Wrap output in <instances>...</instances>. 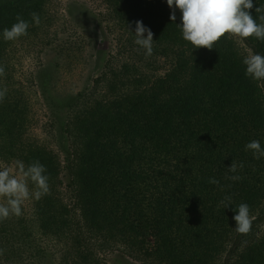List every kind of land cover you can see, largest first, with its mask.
Segmentation results:
<instances>
[{
  "label": "trees",
  "instance_id": "16d2710c",
  "mask_svg": "<svg viewBox=\"0 0 264 264\" xmlns=\"http://www.w3.org/2000/svg\"><path fill=\"white\" fill-rule=\"evenodd\" d=\"M104 1L105 20L128 37L92 88L61 107L49 95L45 70L37 75L51 126L67 143L61 152L71 205L57 187L58 155L20 142L13 125L23 120L24 107L8 92L0 102V157L26 167L39 161L50 188L35 200L32 217L0 221V264H108L109 245L144 250L148 239L152 246L144 251L154 264H264V234H253L264 223V158L246 150L253 140L264 149V81L245 75L244 56L231 38L212 50L194 49L178 27L181 12L175 9V22L170 19L174 6L167 0ZM252 2L249 13L259 23L256 8L264 0ZM48 3L0 0V89L11 80L5 62L12 41L4 40V29L19 14L30 25L28 34L35 33L49 22ZM137 21L153 33L147 58L134 43ZM243 44L264 56V41L250 37ZM125 51L131 54L117 61ZM158 58L168 65L162 76L149 71L158 70ZM61 108L65 123L58 122ZM232 162L244 166L231 173ZM232 175L242 179H228ZM225 197L231 198L228 208L220 203ZM241 203L254 217L246 235L235 231L233 219Z\"/></svg>",
  "mask_w": 264,
  "mask_h": 264
},
{
  "label": "rangeland",
  "instance_id": "374dc122",
  "mask_svg": "<svg viewBox=\"0 0 264 264\" xmlns=\"http://www.w3.org/2000/svg\"><path fill=\"white\" fill-rule=\"evenodd\" d=\"M71 7L75 8L74 15L69 13ZM46 11L49 22L43 24L35 33L10 42L7 47L5 63L10 69L11 80L6 88L11 95L10 100H17L24 107L23 120L13 125L19 128V132L15 129L14 135L19 136L20 142L25 145H39L58 155L62 171L58 176L61 185L57 187L64 202L71 205L73 200L67 190L68 179L63 169L64 156L61 152L62 149L66 151L67 143L56 136V127L51 126L50 113L45 105L37 75L45 70L49 95L63 107L71 95L92 88L93 79L100 74L104 64L111 59L110 56H117L128 34L105 20L108 6L104 0H49ZM81 12L86 14L81 16ZM233 40L244 58L252 54L243 43ZM130 54L125 51L117 61L125 60ZM157 61L158 70L149 71L162 76L168 65L162 58ZM59 112L58 122L65 123L66 110L61 108ZM5 165L14 166V161L7 162L0 157V170ZM29 189L33 190L30 185ZM34 205V198L26 201L21 206L22 214L32 217ZM253 232L256 236L264 234V223L255 227ZM38 237L45 245H53L46 238L40 235ZM151 244L152 239H148L144 248L151 247ZM144 250L111 244L106 248L104 257L108 264H154ZM227 257L225 253L222 260Z\"/></svg>",
  "mask_w": 264,
  "mask_h": 264
},
{
  "label": "clouds",
  "instance_id": "9594fccd",
  "mask_svg": "<svg viewBox=\"0 0 264 264\" xmlns=\"http://www.w3.org/2000/svg\"><path fill=\"white\" fill-rule=\"evenodd\" d=\"M167 5L173 12L170 19L175 22V9L181 14L182 24L178 26L182 37L189 42L194 49L206 48L212 50L214 45L221 38L228 37L243 43L246 39L254 37L264 41V6L256 8L259 14L258 19L250 15L249 10L253 8L252 0H167ZM31 20L36 26L40 24V17L37 13L30 14ZM16 23L11 28H5L3 38L5 41H15L28 34L30 27L28 21L21 15L16 16ZM145 33H147L145 37ZM153 33L137 21L135 26L134 43L144 50L145 57L153 54ZM246 66L245 75L255 81H264V56L260 54H249L244 58ZM5 75L3 66H0V76ZM7 94V88L0 89V102ZM246 150H251L255 159L264 158V149L257 140L246 145ZM243 163L237 165L232 162L229 172L236 173L238 168H243ZM46 168L39 161H34L27 167L22 161H15L14 166H3L0 170V221L14 215H22V205L30 200L39 201L42 197L50 194L49 177L45 175ZM233 181L242 179L239 175L228 177ZM29 182L34 185L33 190L29 189ZM210 184H219V181L210 179ZM227 201V203H225ZM225 208L231 205V198L225 197L220 202ZM233 219L235 220V231L246 235L252 228L254 217L250 216V209L246 203H241ZM4 249H0V256Z\"/></svg>",
  "mask_w": 264,
  "mask_h": 264
}]
</instances>
